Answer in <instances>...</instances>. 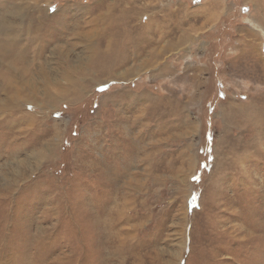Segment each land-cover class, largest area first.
<instances>
[{"label":"rangeland","instance_id":"obj_1","mask_svg":"<svg viewBox=\"0 0 264 264\" xmlns=\"http://www.w3.org/2000/svg\"><path fill=\"white\" fill-rule=\"evenodd\" d=\"M0 264H264V0H0Z\"/></svg>","mask_w":264,"mask_h":264}]
</instances>
